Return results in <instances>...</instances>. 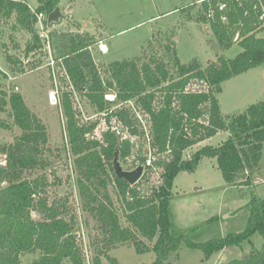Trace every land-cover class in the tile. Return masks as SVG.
Returning <instances> with one entry per match:
<instances>
[{"label":"trees","instance_id":"16d2710c","mask_svg":"<svg viewBox=\"0 0 264 264\" xmlns=\"http://www.w3.org/2000/svg\"><path fill=\"white\" fill-rule=\"evenodd\" d=\"M56 2L39 0L32 10L24 0H0V18L9 19L14 15L16 24L32 34L33 43L27 47L31 51L42 46L34 26L36 14L45 12L48 15L56 8ZM241 2L243 5L239 7L236 0H228L231 9L226 22L220 21L217 11L212 19H208L209 4H199V18L207 19L211 33L221 46L225 48L237 42L242 47L231 59L218 57L203 66L194 58L184 64L178 60L175 48L165 44L163 55L158 51L146 59L142 54L112 61L103 72L93 71L89 65L68 68L69 82L84 93L97 112L124 102L134 104L147 118L149 144L157 154L167 158L160 161L159 181L151 183L147 192L140 193L135 185L114 175L111 164L116 147L122 159L131 154L137 119L127 108L120 107L113 115L125 125L129 137L121 138L106 129L102 132V141L93 142L98 150L87 147L82 151V135L92 131L95 124L88 128L80 126L74 118L70 94L63 92L66 132L72 152L79 157L75 161L79 171L76 179L78 194L82 207L93 214L96 228L104 236L103 246L92 256L91 264H102L104 255L117 264V260L108 255V249L128 241L133 242L138 253L153 250L156 259L151 264H165L169 255L177 252L183 243L190 248L202 249L209 257L226 246L249 242L254 233L262 236L261 247H253L249 257L229 264H264V198L253 196L250 199L244 230L198 242L189 237L192 229L175 230L169 210L173 181L178 172L194 171L204 157L215 159L216 167L228 185H251L257 176L264 142V97L228 116L221 114L217 97L222 82L264 63V36L257 35L264 31V0ZM70 44L72 52L90 45L84 39L81 42L72 40ZM5 59L9 65L13 63L8 54ZM86 71L90 74L89 82ZM107 93L114 94L115 99L106 100L104 95ZM6 109L21 132L13 142L0 144V153L5 156V163L0 164V264H25L22 256L30 253L38 255L28 264H84L74 232L75 215L67 214L69 210L65 203L50 199L47 177L29 176L48 165L45 158L46 150H49L46 124L18 91L7 93L0 89V112ZM8 126L9 122L0 118V127ZM218 131H227V138L215 146L201 145L189 155L184 154L185 150ZM144 147L135 154L134 162L145 160ZM96 181L105 189L109 183L114 184L126 212L127 224L121 222L120 212L107 192H103L105 198H100ZM140 237L150 241L155 239L150 249L142 244Z\"/></svg>","mask_w":264,"mask_h":264},{"label":"rangeland","instance_id":"374dc122","mask_svg":"<svg viewBox=\"0 0 264 264\" xmlns=\"http://www.w3.org/2000/svg\"><path fill=\"white\" fill-rule=\"evenodd\" d=\"M24 1L32 10L39 3V0ZM55 6L59 8L61 16L58 21L48 23L44 12L41 23L47 38L45 41L40 38L42 46L31 51L27 47L33 43L32 34L16 24L14 15L9 19L0 18V89L7 93L12 90L20 92L28 106L46 124L49 150H46L45 158L48 165L46 169H37L29 176L47 177L50 199L65 203L69 210L67 214L75 215L74 232L84 256V264H91L92 256L103 246L104 236L97 230L93 214L82 207L83 202L78 194L76 179L79 171L75 161L79 157L72 152L66 132L61 100L63 92L70 94L78 124L85 128L95 124L92 131L82 135V151L87 147L98 150L93 142L102 141V132L106 129L114 131L121 138L129 137L125 125L113 115L120 107L127 108L137 119V133L132 137L135 146L127 158L119 157V161L124 169L143 164V175L134 184L140 193L147 192L151 183L159 181L162 169L160 161L167 158L157 154L149 144L147 118L134 104L124 102L97 112L84 93L69 82L68 68L89 65L91 70L103 72L107 63L112 61L142 54L146 59L158 51L163 55L165 44L175 48L181 63L188 64L196 58L207 66L218 57L233 58L242 47L237 42L222 47L211 33L207 19L199 18L201 8L194 0H57ZM37 22L34 26L39 34ZM257 35L264 36V31ZM83 39L90 45L72 52V40L81 42ZM7 54L13 62L10 65L5 59ZM86 73V81L89 82L90 74L88 71ZM52 90L57 92V104H52L48 99ZM217 97L223 116L243 111L251 103L261 100L264 97V63L222 82ZM104 98L112 101L115 96L107 93ZM8 111L0 112L5 116L2 119L9 122L7 128L0 127V144L13 142L21 132ZM227 136V131H218L211 138L185 150L184 154L189 155L201 145L215 146ZM142 147L146 151L145 160L134 162L135 154ZM261 152L257 176L251 185H228L216 167L215 159L206 157L200 160L194 171H179L173 181V194L169 201L175 230L192 229L189 237L195 242L244 230L250 199L253 196L264 198V142ZM4 158L0 153V164L5 163ZM96 182L100 198H105L103 192H107L120 212L121 222L127 224L124 218L126 212L114 184L109 183L105 189L99 181ZM212 218V221L203 224ZM140 240L150 249L155 239L150 241L140 237ZM262 240L259 233H254L249 242L226 246L209 257L202 249L190 248L183 243L177 252L169 255L165 264H229L233 260L249 257L253 247H261ZM107 253L117 260V264H151L156 259L153 250L138 253L132 241L112 246ZM37 255L30 253L22 256V260L28 264ZM101 262L114 264L107 255L101 257Z\"/></svg>","mask_w":264,"mask_h":264},{"label":"built area","instance_id":"2783aa9c","mask_svg":"<svg viewBox=\"0 0 264 264\" xmlns=\"http://www.w3.org/2000/svg\"><path fill=\"white\" fill-rule=\"evenodd\" d=\"M241 1L242 0H236L237 5L239 7L243 5ZM194 2L197 4H203V3L209 4V8L206 12V17L208 19H212L214 17L215 12L217 11L218 18L220 19L221 22H226L228 20V13L231 9V6L229 5L228 0H194ZM36 16H37V21H38L37 23H38L39 30H40L39 37L45 41L47 38V34L44 28H42L43 26L41 23L42 18L45 16L44 12L37 13ZM48 99L49 101H51L52 104H57L58 103L57 92L52 90L49 94ZM148 162H150V160H148Z\"/></svg>","mask_w":264,"mask_h":264},{"label":"water","instance_id":"95a60500","mask_svg":"<svg viewBox=\"0 0 264 264\" xmlns=\"http://www.w3.org/2000/svg\"><path fill=\"white\" fill-rule=\"evenodd\" d=\"M61 13L59 8L56 7L53 11L48 13L47 15V22H56L58 21ZM4 115H0V118H4ZM113 174L116 175L118 178H123L129 185H134L137 183L141 176L143 175V164H138L133 169H124L123 166L120 164L119 156H118V147L115 148L113 152V158L111 160Z\"/></svg>","mask_w":264,"mask_h":264},{"label":"crops","instance_id":"0c3cea01","mask_svg":"<svg viewBox=\"0 0 264 264\" xmlns=\"http://www.w3.org/2000/svg\"><path fill=\"white\" fill-rule=\"evenodd\" d=\"M103 46H105V45H103Z\"/></svg>","mask_w":264,"mask_h":264}]
</instances>
